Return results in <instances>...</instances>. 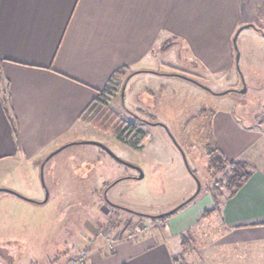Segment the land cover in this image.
<instances>
[{
  "label": "crops",
  "instance_id": "0c3cea01",
  "mask_svg": "<svg viewBox=\"0 0 264 264\" xmlns=\"http://www.w3.org/2000/svg\"><path fill=\"white\" fill-rule=\"evenodd\" d=\"M245 1L0 0V177L11 165L34 164L76 141L86 127L81 114L121 69L146 74L151 93L165 85L166 75L148 72L164 66L168 55L167 67L193 80H200L201 71L239 80L232 38L239 27L253 24ZM257 29L247 37L264 38ZM186 66L197 75L181 72ZM131 78L124 90L130 97L138 94ZM223 121L237 132L232 115ZM218 126L211 125L214 141ZM232 137L240 149L236 158L264 144L263 134ZM200 213L193 209L184 221L169 220V235L114 241L106 253L88 252L78 264H173L181 256L185 264H264L263 170H252L237 193L219 204L209 218L212 230L203 229ZM195 226L194 244L183 250L181 237Z\"/></svg>",
  "mask_w": 264,
  "mask_h": 264
},
{
  "label": "rangeland",
  "instance_id": "374dc122",
  "mask_svg": "<svg viewBox=\"0 0 264 264\" xmlns=\"http://www.w3.org/2000/svg\"><path fill=\"white\" fill-rule=\"evenodd\" d=\"M245 3H248L247 15L253 28L243 29L236 39L239 61L238 69L234 70L239 80L227 81L222 76L223 79H213L204 71L199 73L200 80L185 75L178 77L180 74L167 67L170 63L166 61L171 62V57L165 56L162 59L165 65L156 64L150 71L166 75L165 85L156 91L157 94L151 93L148 76L138 74L129 82L134 84L133 89L138 94L130 97V92L126 91L121 100L120 88L108 104L117 121L132 123L144 133L142 142L131 145L128 143L131 140H118L112 133L87 122H83L86 127L79 130L76 141L71 142L104 145L123 162L136 166L143 174L140 180L137 179L138 171L88 144L71 145L49 159L43 167V183L40 164L51 152L37 163L9 167L8 173L0 177V189L14 191L40 203L0 192V264L82 263L88 252L106 253L114 241L136 240L151 233L157 237L161 231L169 235L168 221H184L193 209L201 212L199 223L207 227L203 229L212 228L209 219L201 218L212 206L203 209V205L209 201L214 205L225 199L227 193L223 183L230 172L227 168L223 172L209 168V153L214 149L222 150L229 162L253 157L255 164H249H252L250 168L255 167L251 171L257 168L264 171V144L236 158L240 149L232 137V134L238 138L244 133L264 135V125L259 124L264 116L261 112L264 106V38L247 37L257 28L264 34V0H246ZM190 67L180 71L192 74ZM173 87L176 89L172 90ZM243 88L245 92L240 93ZM223 92L227 93L218 95ZM158 94L164 99L161 105H157ZM226 115L238 120L234 121L237 132L230 133L223 121ZM138 117L145 123L137 121ZM215 121L219 124L217 142L211 131ZM161 125L167 128L182 150L189 170L199 180V194L162 220L117 211L106 200L135 213L152 216L170 211L194 193L195 181L183 164L178 147ZM115 181L118 182L108 189L105 200L104 190ZM45 190L49 198L42 203ZM195 231L196 226L182 235L188 241L187 246L194 244ZM176 242L179 244L180 238Z\"/></svg>",
  "mask_w": 264,
  "mask_h": 264
},
{
  "label": "trees",
  "instance_id": "16d2710c",
  "mask_svg": "<svg viewBox=\"0 0 264 264\" xmlns=\"http://www.w3.org/2000/svg\"><path fill=\"white\" fill-rule=\"evenodd\" d=\"M131 73L133 72L128 71L127 69H121L120 71H117L114 75H112L111 79L108 81L103 90L98 93L97 97L93 101H91V103L81 114L80 120L83 122H87L93 127L104 132L112 133V135L118 140L125 139L126 141L127 139H129L131 140H127L129 144L137 145L139 141H143L145 137L144 133L138 130L132 123H127L121 120L117 121L115 115L110 111L108 107V104L113 96H115L117 94V91L122 88L126 77ZM136 120L139 122H144L139 117ZM208 157L210 158L209 168H212L216 172H223V170L227 168L228 172H230V175L225 178L223 184L225 186V192L227 193V196L225 198L233 197L243 186V184L249 179L252 169L250 168L251 165L243 161L229 162L226 160V158H224L222 152L219 149H214L213 151H211ZM219 204L220 203H218L217 201L214 202V205L211 209H208L201 214V218H211L218 211ZM117 211H119V209H117ZM165 218L166 217L159 220ZM186 242H188L187 239L185 238V236H182L181 245L183 246V250L187 249ZM173 264H185V262L182 260L181 256L174 259Z\"/></svg>",
  "mask_w": 264,
  "mask_h": 264
},
{
  "label": "water",
  "instance_id": "95a60500",
  "mask_svg": "<svg viewBox=\"0 0 264 264\" xmlns=\"http://www.w3.org/2000/svg\"><path fill=\"white\" fill-rule=\"evenodd\" d=\"M246 28H253V25H244V26H241L237 29V31L235 32L233 38H232V44H233V49L235 51V57H234V63H235V68L238 69V61H239V52L237 50V46H236V39H237V36L238 34L243 30V29H246ZM138 73H142V71H138V72H133L131 74H129L123 85H122V88H121V92H120V97H121V100H123V95H124V90H125V86L128 82V80L135 74H138ZM148 73H153V72H148ZM155 74V73H153ZM181 77V75H178V77ZM183 77V76H182ZM186 78V77H184ZM240 93H244L245 92V88H243L241 91H239ZM226 93V92H225ZM224 92L223 93H220L218 95H222V94H225ZM162 127L165 128L166 132L168 133L169 137L172 139V142L178 147V151L180 153V156L182 158V161H183V164L185 165L188 173L191 175V177L193 178V180L195 181V184H196V189L194 191V193L191 195V197H189L188 199H186L184 202H182L181 204H179L178 206L174 207L173 209H171L170 211H167L165 213H162V214H158V215H144V214H139V213H135L133 211H130V210H127V209H124L122 207H119V206H116L110 202H108V200H106V192L107 190L115 185L118 181H115L114 183H112L111 185H109V187H106V189L104 190L103 192V198L106 200V203L110 206V207H113L115 209H119L121 211H125V212H128L130 214H133V215H136V216H140V217H143V218H149L151 220H157V219H161V218H164V217H168L172 214H174L175 212H177L179 209H181L182 207H184L186 204H188L190 201H192L200 192V189H201V186H200V182L199 180L195 177V175L189 170L188 166H187V163H186V159H185V156L182 152V150L179 148V146L175 143V140H173V138L171 137V135L169 134V131L167 130V128L163 125H161ZM75 144H88V145H94L96 147H99L100 149H102L103 151H105L111 158H113L115 161H117L118 163H121L127 167H130L136 171H138L139 175L137 177L138 180H140L142 177H143V174L141 173V171L134 165H131L129 163H125L123 162L122 160H120L119 158H117L109 149H107L104 145L102 144H99V143H95V142H81V143H68V144H65V145H62L61 147H59L58 149L54 150L53 152H51L40 164V177H41V182L43 183V178H42V171H43V167L44 165L46 164V162L51 159L55 154H57L58 152H60L61 150L71 146V145H75ZM0 192H5V193H8V194H11L21 200H24V201H27V202H30V203H40V202H37L34 200H29L27 198H24L23 196H20L19 194L15 193L14 191H11V190H8V189H0ZM48 193L47 191L45 190V198L44 200L42 201V203H45L47 200H48Z\"/></svg>",
  "mask_w": 264,
  "mask_h": 264
},
{
  "label": "built area",
  "instance_id": "2783aa9c",
  "mask_svg": "<svg viewBox=\"0 0 264 264\" xmlns=\"http://www.w3.org/2000/svg\"><path fill=\"white\" fill-rule=\"evenodd\" d=\"M79 262L71 261L70 264H78Z\"/></svg>",
  "mask_w": 264,
  "mask_h": 264
},
{
  "label": "flooded vegetation",
  "instance_id": "af4514ba",
  "mask_svg": "<svg viewBox=\"0 0 264 264\" xmlns=\"http://www.w3.org/2000/svg\"><path fill=\"white\" fill-rule=\"evenodd\" d=\"M108 191V190H107ZM113 208V207H112Z\"/></svg>",
  "mask_w": 264,
  "mask_h": 264
}]
</instances>
